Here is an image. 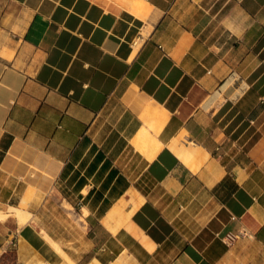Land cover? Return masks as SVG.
<instances>
[{"label": "crops", "instance_id": "1", "mask_svg": "<svg viewBox=\"0 0 264 264\" xmlns=\"http://www.w3.org/2000/svg\"><path fill=\"white\" fill-rule=\"evenodd\" d=\"M0 216V262L264 264V0H0Z\"/></svg>", "mask_w": 264, "mask_h": 264}, {"label": "bare ground", "instance_id": "2", "mask_svg": "<svg viewBox=\"0 0 264 264\" xmlns=\"http://www.w3.org/2000/svg\"><path fill=\"white\" fill-rule=\"evenodd\" d=\"M151 108V107H150ZM167 113V111H163L162 110V112H159L158 111V108L156 107V108H154L153 110H150V109H148V110H146V111H144V114H143V117L145 118V119H147V121L149 122V125L150 126H153L155 123V130L157 131V125H159V129H160V125H161V123L166 119V113ZM146 121V120H145ZM148 126V125H147ZM148 128V127H147ZM147 128H143V130L141 129V138H146V139H148L149 141L151 140V138H152V136H151V134L149 133L150 131H149V129H147ZM150 128V127H149ZM152 128V127H151ZM152 135H154V134H152ZM144 140V139H143ZM158 141V140H157ZM156 141V142H157ZM139 142H140V140H139ZM146 142H147V140H146ZM150 142H152V141H150ZM150 142H148V143H150ZM144 143H145V140H144ZM143 145V147H145L144 145L145 144H142ZM158 145V144H157ZM139 146V145H138ZM147 146H149V145H147ZM158 146H161V144L160 145H158ZM139 147H141V144H140V146ZM162 147V146H161ZM159 148V147H158ZM151 151V150H150ZM152 156V155H151ZM9 214H11V213H8V212H2L1 213V216H2V218H7L8 216H9ZM15 216H16V218H18V220H19V223L21 224V223H25L26 221H27V216L25 215L26 214V212L25 211H23V210H18V211H16L15 213ZM28 222V221H27ZM45 236H46V234H45ZM50 240V239H49ZM51 242V241H50ZM53 244H54V242H53ZM58 245V244H57ZM55 247H57V246H55ZM60 250H61V247H60ZM59 250V251H60ZM64 253V252H63Z\"/></svg>", "mask_w": 264, "mask_h": 264}, {"label": "rangeland", "instance_id": "3", "mask_svg": "<svg viewBox=\"0 0 264 264\" xmlns=\"http://www.w3.org/2000/svg\"><path fill=\"white\" fill-rule=\"evenodd\" d=\"M1 217V216H0ZM21 224H24V223H21ZM0 230H6L4 227L3 228H0ZM5 232V231H4ZM4 234L6 235V233H3V237H4ZM6 241L3 240V243H5ZM0 243H2V241H0ZM12 244V243H11ZM11 257V256H10ZM10 259V258H9ZM7 259V260H3L0 262V264H11V261Z\"/></svg>", "mask_w": 264, "mask_h": 264}, {"label": "built area", "instance_id": "4", "mask_svg": "<svg viewBox=\"0 0 264 264\" xmlns=\"http://www.w3.org/2000/svg\"><path fill=\"white\" fill-rule=\"evenodd\" d=\"M236 237V234H232V233H229L227 234L226 238H227V242L228 241H231L232 239H234Z\"/></svg>", "mask_w": 264, "mask_h": 264}]
</instances>
